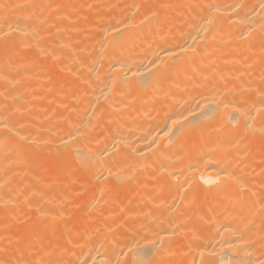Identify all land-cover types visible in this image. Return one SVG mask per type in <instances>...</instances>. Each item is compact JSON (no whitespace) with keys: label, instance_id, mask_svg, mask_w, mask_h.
I'll list each match as a JSON object with an SVG mask.
<instances>
[{"label":"bare ground","instance_id":"1","mask_svg":"<svg viewBox=\"0 0 264 264\" xmlns=\"http://www.w3.org/2000/svg\"><path fill=\"white\" fill-rule=\"evenodd\" d=\"M0 264H264V0H0Z\"/></svg>","mask_w":264,"mask_h":264}]
</instances>
